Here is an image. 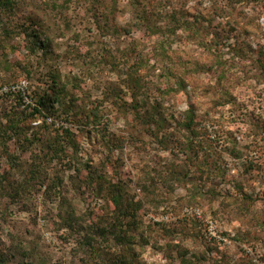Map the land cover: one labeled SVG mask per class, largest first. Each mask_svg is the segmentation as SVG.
<instances>
[{
	"label": "rangeland",
	"instance_id": "374dc122",
	"mask_svg": "<svg viewBox=\"0 0 264 264\" xmlns=\"http://www.w3.org/2000/svg\"><path fill=\"white\" fill-rule=\"evenodd\" d=\"M134 1L0 0V264H264V0Z\"/></svg>",
	"mask_w": 264,
	"mask_h": 264
},
{
	"label": "trees",
	"instance_id": "16d2710c",
	"mask_svg": "<svg viewBox=\"0 0 264 264\" xmlns=\"http://www.w3.org/2000/svg\"><path fill=\"white\" fill-rule=\"evenodd\" d=\"M147 2L154 4V1L161 2L162 8L160 9H154L156 5H153V8H147L142 5L141 0H135L134 2H131V15L133 19H140L144 20L145 24H147V29L153 34L158 36H165L167 33H172L173 36L176 35L177 25H172V21H176L180 23V28L186 25V27H189L188 23L191 24V20H189V8L187 7L188 3L192 0H146ZM12 9L15 6L13 3L11 4ZM227 8V9H226ZM154 9V10H153ZM211 16L209 13L204 14L206 17H217L220 15H228L233 18V7L230 6V3H224L221 5L220 8H214L211 9ZM201 14L195 15L196 21L200 20ZM203 15V16H204ZM240 15V13H239ZM192 16V15H191ZM190 16V17H191ZM182 18L184 20H182ZM250 22V21H249ZM247 23V26H249L251 23ZM185 28V27H184ZM247 28V27H245ZM229 37V36H228ZM231 44V45H235ZM241 48L243 46H240ZM237 51L243 52L242 49ZM259 59L258 63L263 66L264 69V48L260 49L258 53ZM46 97H41L39 102L36 103V106L34 107V110L36 112H40L41 108L43 109L46 107ZM191 121L189 122L190 125Z\"/></svg>",
	"mask_w": 264,
	"mask_h": 264
},
{
	"label": "built area",
	"instance_id": "2783aa9c",
	"mask_svg": "<svg viewBox=\"0 0 264 264\" xmlns=\"http://www.w3.org/2000/svg\"><path fill=\"white\" fill-rule=\"evenodd\" d=\"M24 84L25 83L23 82V83H19L17 85H11V86H8V87L1 88L0 89V95L6 94V93H10V92H13V91H19V89L23 88Z\"/></svg>",
	"mask_w": 264,
	"mask_h": 264
}]
</instances>
